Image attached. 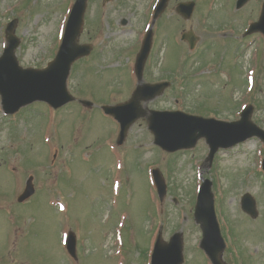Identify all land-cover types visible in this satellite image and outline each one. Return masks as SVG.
Here are the masks:
<instances>
[{
  "label": "rangeland",
  "instance_id": "obj_1",
  "mask_svg": "<svg viewBox=\"0 0 264 264\" xmlns=\"http://www.w3.org/2000/svg\"><path fill=\"white\" fill-rule=\"evenodd\" d=\"M156 1L87 0L79 42L93 48L86 58L74 63L67 84L72 94L81 91L79 76L83 70L81 85L86 95L81 97L91 100L93 93V106L82 108L70 102L53 110L38 101L8 117L0 109V148L4 147L0 152L16 143L21 156L38 168L33 172L38 188H43L28 202L15 206L19 232L10 228L6 231L0 224V264H10V258L21 257L22 253L23 264H146L151 239L159 226L164 239L182 231L183 264H208L197 248L201 231L192 216L198 184L205 179L212 180V192L217 196L216 213L226 232V247H235L237 253V243L247 252L246 264H264V172L260 167L264 144L259 139L253 137L218 152L209 162L205 160L208 146L203 140L193 150L166 153L153 145L145 121L138 120L128 130L124 148L114 143L118 124L101 107L108 97L114 103L129 97L133 88L130 66L149 29ZM179 1L187 0H170L165 13L155 21V42L144 79L152 82L171 78L167 69L174 66L179 69L178 75L171 78V88L147 103L148 108L179 109L231 121L239 118L243 106L251 104L252 120L264 128V38L260 34L242 38L247 25L257 17L256 8L259 13L262 0H251L240 9L233 6L235 0H194L196 9L188 21L174 13ZM73 2L0 0V55L6 44L5 25L14 17L19 40L15 55L20 66L44 67L58 47ZM123 20L125 24H121ZM188 28L199 36L193 50L180 40L181 32ZM202 52L205 56L199 58ZM227 65L233 69L232 74ZM96 72L102 79L93 76ZM185 73L191 80L187 90L181 81ZM251 75L254 78L247 83ZM201 104L204 107L200 109L215 113H198ZM10 125L14 142L7 138ZM3 161L7 156H0V166ZM153 166L162 171L167 182L162 204L151 179ZM50 172L55 175L53 181L48 179ZM45 178L46 182H40ZM12 182L13 174L3 166L0 194ZM23 184L17 186L19 191ZM245 192L256 200L257 218L240 209V197ZM121 214L127 218L126 229L120 233L123 254L115 251V228H119L115 218ZM144 216L150 219L146 225L139 223ZM133 226L137 227L134 237L128 234ZM70 229L77 234L78 249L83 248L77 262L61 245V234ZM130 240L138 246L133 258ZM226 250L224 259L233 258V253ZM118 255L124 256L121 263L116 260ZM14 259V264L21 263V259Z\"/></svg>",
  "mask_w": 264,
  "mask_h": 264
},
{
  "label": "water",
  "instance_id": "obj_2",
  "mask_svg": "<svg viewBox=\"0 0 264 264\" xmlns=\"http://www.w3.org/2000/svg\"><path fill=\"white\" fill-rule=\"evenodd\" d=\"M168 0H160L156 6L154 19L165 9ZM247 0H237V7L242 6ZM193 2L179 3L176 12L184 18H189L193 10ZM85 0H76L69 15L66 31L55 59L43 70L22 69L17 65L13 49L17 40L8 35V46L0 58V93L7 111L13 112L23 104L36 99L45 100L54 107L60 106L72 97L66 90V78L71 63L78 57L87 54L89 46L78 45L77 37L82 25V15ZM15 21L7 27V32H12ZM252 31H261L264 34V3L257 22L250 26ZM187 37L183 34V37ZM151 43V30L147 33L141 51L137 57L136 69L140 74ZM168 83L146 85L138 87L130 102L114 107H105V111L112 113L121 124L120 140L124 137L126 129L138 117L144 114L138 107L139 100H148L161 93ZM12 107V108H11ZM252 108L249 107L241 113V119L233 122H224L213 118L192 116L180 111H151L149 128L155 136V143L168 151L189 148L196 141L204 137L210 147L209 159L218 148H228L238 142L257 135L264 140V132L250 121ZM153 177L160 198L165 194V184L158 170H153ZM28 196L26 190L20 200ZM207 185L203 184L198 196L195 216L202 222L203 239L201 247L211 258L214 264H222L219 252L224 247L220 231L215 219L212 201H208ZM243 208L254 215V202L249 195L242 199ZM69 252L74 256V239L71 236L68 242ZM181 237L175 234L170 243H162L159 239L155 243L151 264H179L181 260Z\"/></svg>",
  "mask_w": 264,
  "mask_h": 264
},
{
  "label": "flooded vegetation",
  "instance_id": "obj_3",
  "mask_svg": "<svg viewBox=\"0 0 264 264\" xmlns=\"http://www.w3.org/2000/svg\"><path fill=\"white\" fill-rule=\"evenodd\" d=\"M14 182H17L16 176L14 175ZM19 182V181H18Z\"/></svg>",
  "mask_w": 264,
  "mask_h": 264
}]
</instances>
